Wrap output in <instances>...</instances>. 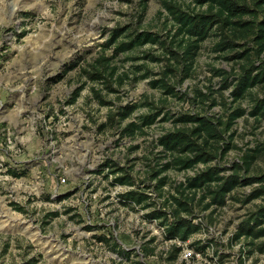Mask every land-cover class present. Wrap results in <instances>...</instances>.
Segmentation results:
<instances>
[{
	"label": "rangeland",
	"instance_id": "1",
	"mask_svg": "<svg viewBox=\"0 0 264 264\" xmlns=\"http://www.w3.org/2000/svg\"><path fill=\"white\" fill-rule=\"evenodd\" d=\"M174 1L185 10L206 8L190 0ZM237 1L253 9L257 20L262 16L264 6L258 0ZM146 5L142 12L140 0H0V264H130L119 259L109 244L119 242L120 247L135 250L147 245L146 238L157 235L155 224L151 226L145 214L161 206L172 210L170 196H179L174 186L187 176L206 166H217L224 170L221 174H227L235 162L244 170L243 159L252 153L256 156L247 176L264 177V116L248 113L256 103H264V82L237 101L230 95L244 69L251 74L264 70V50L257 52L252 35L232 41L230 29L213 30L194 57L191 76L180 81L181 74L172 77L176 96L152 88L153 76L134 79L147 70L152 75L165 67L168 61L161 58L164 53L158 45L145 44L113 57L111 64L117 67L116 75H123L122 84L115 77L91 78L96 60L112 55V48H104L112 28L158 32L174 48V30L171 20L165 19L162 0H147ZM243 18L252 20L253 16ZM221 39L239 45L218 50ZM245 49L248 59L235 57ZM147 54L161 60L142 58ZM138 66L142 69L137 70ZM225 77L228 87L222 88ZM76 91L73 102L67 103ZM132 104L138 107L118 123L119 108ZM236 107L245 113L234 120L232 136L224 134L216 145L227 146L225 153L220 148L206 165L164 171L160 176L165 174L167 183L156 190L152 174L166 161L155 146L156 139L174 127L171 120H160L163 114L201 112L226 120ZM158 110L156 122L143 132L120 137L126 122ZM106 162L112 165L104 173L122 168L138 188L151 194L150 208L118 209L106 198L86 214L68 205L73 193L81 189V181L92 178ZM11 171L21 174L14 176ZM60 174L67 179L57 187ZM260 184L264 181L237 186L225 205L206 210L204 202H197L201 192L196 191L192 215L201 229L186 244L201 253L189 258L190 264H264V251L257 250L264 237L254 240L256 246L244 237L232 239L237 225L264 204V195L245 202ZM107 185L110 181L103 176L101 190ZM107 220H114L115 225H106ZM103 235L109 236V244L98 238ZM143 260L166 263L161 255Z\"/></svg>",
	"mask_w": 264,
	"mask_h": 264
},
{
	"label": "trees",
	"instance_id": "2",
	"mask_svg": "<svg viewBox=\"0 0 264 264\" xmlns=\"http://www.w3.org/2000/svg\"><path fill=\"white\" fill-rule=\"evenodd\" d=\"M141 1V11L146 9V1ZM195 5H206L204 10L194 11L192 9L185 10L174 0H162L163 8L166 10V20H171L172 28L174 30L171 35L174 40L171 41L174 48L166 43V40L161 38L158 32H152L148 30L134 31L126 30L121 27L112 28L109 31V36L104 43V48H112L111 56H100L96 63L91 66V78L101 79L109 76L110 78H117V82L123 83V75H116L117 67L111 64V60L119 53L130 52L133 49L139 48L145 44L158 45V48L163 51L162 59H166L168 62L163 67L161 72L152 73L147 70L138 76H135V80L140 78L151 77L149 85L152 88H158L165 95L176 96L178 91L175 86L170 82L175 74H181L179 79L183 80L191 76L192 66L194 63V57L199 51L202 42L208 38L212 31L215 29L221 30L222 28L230 29L233 40H244L249 35L253 36V40L259 47L257 52L264 50V8L262 9V16L257 20V14L253 9H250L245 4H240L237 0H190ZM259 6H264V0H258ZM245 16H253L252 20L244 19ZM171 30L169 31V33ZM229 40L221 39L216 44V49L225 50L232 49L234 46L239 45ZM235 55L238 58H249V50ZM142 58L149 59L151 61L161 60L160 57L147 54ZM173 59V61H171ZM141 70V66H138L137 70ZM155 75H159L155 77ZM224 85L222 88L228 87L227 78H224ZM264 82V70H261L255 74H251L250 70L244 69L242 75H240L230 91L233 101H237L243 97L251 87L256 84ZM200 93V92H199ZM77 91L71 96V100L67 103L73 102L77 96ZM263 104V105H262ZM256 103L248 112L249 115L261 114L264 116V103ZM138 107V104H132L130 106H122L117 111L118 123H121ZM245 111L239 107L234 108L227 116L226 120H222L221 116L214 118L207 116L201 112H182L178 115L164 113L160 118L161 121L171 120L174 123V127L166 132L160 134L155 146L161 148L166 157V161L160 164V168L157 169L152 175L157 179L154 185L156 190L161 189L167 183V176L161 175L168 169L187 170L194 168L197 164L202 163L206 165L212 160L218 149L221 148V153H225L228 149L227 146H216L220 140H223V135L229 133L234 120L242 116ZM160 115V110L144 113L138 115L135 120L126 122L119 130L120 137L128 136L132 137L136 132H143L144 127H149L156 122L157 117ZM228 143V142H227ZM256 154L246 155L243 159L244 170H241L242 165L235 162L229 167L230 172L227 174H221V168L217 166H206L194 173L191 176H187L185 180L179 182L174 186L179 196L171 195L173 215L172 221L168 224L166 232L169 238H179L180 240H187L191 235L200 231L201 226L199 222H193L195 216L192 215V205L196 199V191H200L201 194L197 198V202L202 204V209L206 210L211 207L219 208L226 203L227 196L237 186L248 185L254 182H263V176H247L249 167ZM110 163L106 162L101 168H111ZM122 168L116 167L110 169L109 173L117 174L113 178L114 183L120 184H132L133 180L127 172L122 171ZM243 171V174L240 172ZM11 174L18 176L16 171H11ZM159 176V177H158ZM264 195V184H260L254 188L245 198V202L258 198ZM122 198L126 202H136L143 207L151 205V202L147 200V194L138 191H127L121 194ZM207 198V201H205ZM168 200L165 201L166 204ZM213 208L211 210L214 211ZM18 209H21L18 207ZM167 212L161 209H153L148 216L151 218L162 219L161 224L166 221L165 214ZM51 215H56V212ZM89 228V226H86ZM90 229V228H89ZM244 237L248 240L249 245H255L254 240L264 237V204L259 205L257 209L250 213L244 220H242L233 233L232 239H239ZM98 238H102L99 236ZM109 244V242H107ZM112 250L118 255L125 258L130 264H144L140 259L134 257L130 258L131 250H123L118 247L117 243L109 244ZM175 249L171 252L168 259H172L175 256ZM257 250L264 251V241L260 242L257 246ZM143 255H148L152 252L150 248H142ZM247 253H252L248 250ZM135 256V255H134Z\"/></svg>",
	"mask_w": 264,
	"mask_h": 264
},
{
	"label": "built area",
	"instance_id": "3",
	"mask_svg": "<svg viewBox=\"0 0 264 264\" xmlns=\"http://www.w3.org/2000/svg\"><path fill=\"white\" fill-rule=\"evenodd\" d=\"M101 168V167H100ZM107 169L105 168H101V170H95V172H97V174H94L92 176V178H88L87 180H82L80 187L81 189H79L77 192L78 193H73L72 197L69 199L68 205H70V207H72L73 209H78L79 213L84 212L86 214L87 210H92L95 206V203L99 200H101L102 198H106L104 199L106 202L107 201H112L118 209H127L130 208L131 210H135L137 211L139 206H143V205H139L136 202L132 201V202H126L121 194L127 192V191H138V192H144L147 194V200L148 202H150V196L151 194H148L146 192V190L138 188L134 182L132 184H120V183H114L112 180L114 178V176L116 174H107L104 173V170ZM107 171V170H106ZM119 174V173H117ZM103 176L107 177V179H109L110 181V186H104L103 187V191L101 190V186H100V182L102 181ZM66 179L67 177L64 174H60L56 177V184L57 187L60 185H63L66 183ZM164 187V186H163ZM57 189V188H55ZM75 196V198H73ZM54 196L52 195V198ZM153 204V202L151 203V205ZM150 206H147V208H150ZM145 208V207H144ZM152 210L155 208H151ZM156 209H161V210H165L167 213L165 214L166 217V221L161 224V220L162 219H157V218H151L148 216V214L152 211L149 210V212H147L145 214V220L148 221L149 224H151V226L153 225V223L155 224V234L157 236H155V238L150 239V237L148 236L146 238V242L147 245H143V247H147L150 248L152 250V252L148 255H143V251L140 248V250L135 248H122L120 247V245L118 244L119 242H117L118 246L123 249V250H131L132 252L130 253V258H138L140 259L144 264L145 261L143 259H145V257L148 256V258H157L158 255H161V257L165 258L166 263L162 262L161 264H190V259L194 258L195 256L199 257L201 252H198L196 250H194L191 247L187 246V240H180L179 238H169L167 237V226L168 224L172 221L173 219V215L171 214L170 210H166L164 207H160V208H156ZM103 217V216H102ZM88 222L91 223V218L87 217ZM104 219V218H103ZM107 219H108V215H107ZM195 219V218H194ZM114 220L105 222L106 225L108 226H114L115 222H113ZM87 222V221H86ZM87 222V223H88ZM193 222H195L193 220ZM89 226V228L92 230L94 229V227L92 228V226L90 225H86ZM86 228V227H85ZM102 237V236H101ZM93 238L95 239V236H93ZM97 238V237H96ZM109 236L103 235L102 237V241L101 242H110L109 240ZM153 243H163L164 246L159 247L157 244H153ZM142 247V248H143ZM175 249H178L175 252V256L172 259H168L169 255L171 254V252ZM117 254V253H116ZM135 255V256H134ZM117 257L125 262H128L125 258H122V256L117 254ZM190 258V259H189Z\"/></svg>",
	"mask_w": 264,
	"mask_h": 264
}]
</instances>
